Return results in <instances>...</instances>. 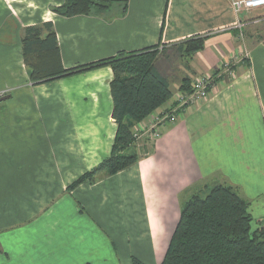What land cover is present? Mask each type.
I'll list each match as a JSON object with an SVG mask.
<instances>
[{"label":"crops","instance_id":"crops-1","mask_svg":"<svg viewBox=\"0 0 264 264\" xmlns=\"http://www.w3.org/2000/svg\"><path fill=\"white\" fill-rule=\"evenodd\" d=\"M232 1L128 0L124 14L112 4L61 17L56 0H0V264H160L202 186L233 188L264 220V40L235 35L245 13ZM45 22L64 69L158 46L154 68L172 98L136 126L169 115L185 78H210L209 97L165 122L136 164L69 188L110 154L112 71L28 83L19 39ZM194 37H206L203 49L179 57L177 45Z\"/></svg>","mask_w":264,"mask_h":264},{"label":"trees","instance_id":"trees-1","mask_svg":"<svg viewBox=\"0 0 264 264\" xmlns=\"http://www.w3.org/2000/svg\"><path fill=\"white\" fill-rule=\"evenodd\" d=\"M60 6L52 12L61 17L89 16L128 0H56ZM108 4L107 8L99 6ZM235 35L238 34L234 30ZM206 37H194L179 43L178 56L190 59L204 47ZM21 52L29 68L32 84L108 67L112 71L111 117L116 132L109 156L98 166L76 179L69 188L114 175L136 164L140 157L125 151L134 143L132 128L146 120L171 98L168 81L155 70L161 53L158 46L136 52L118 53L95 62L64 69L59 59L57 40L50 22L25 27ZM181 93H190L188 79L180 83ZM256 223L257 227L252 228ZM131 264H143L132 259ZM160 264H264V220H254L248 203L228 186L214 185L194 194L180 209L178 223Z\"/></svg>","mask_w":264,"mask_h":264},{"label":"rangeland","instance_id":"rangeland-1","mask_svg":"<svg viewBox=\"0 0 264 264\" xmlns=\"http://www.w3.org/2000/svg\"><path fill=\"white\" fill-rule=\"evenodd\" d=\"M3 2V0H2ZM5 2V1H4ZM5 7H7V3H4ZM60 6V4H59ZM245 16V17H244ZM241 18H243V20L241 19V28H238V35L240 36L241 39H243L245 42L248 41V43H256V42H260L262 40H264V12L263 10H255L249 13H245L241 15ZM22 37V35H21ZM21 37L19 39V43H20V50L19 52H17L20 56V66H21V70L22 72L26 75L27 77V82L28 83H32L31 79L29 78V68L27 67V65L24 63L23 58H22V52H21ZM247 44V43H246ZM15 51H17L15 49ZM160 51V50H159ZM176 51V50H175ZM161 52V51H160ZM179 62V61H178ZM178 65V64H176ZM1 66H5V69H10L13 68L14 69V65L12 66V64H5V65H1ZM4 70V69H3ZM5 88V87H4ZM4 88H1L0 90V98L3 97L4 95H6V93H2V90H4ZM155 121V117L152 120V123H154ZM151 125L147 124L144 126H135L132 128V133L134 135V143L125 151V153H132L135 154L136 156H143V154H145L147 152V150L150 148V144H151ZM17 188L21 190L22 195L24 193V191L22 190V184H18ZM206 188H211V186H202L200 189H198L195 193V195L199 192V191H204V189ZM18 193V191L16 192V194ZM254 220L256 219H260V218H253ZM257 227V224L254 223L252 225V228L255 229Z\"/></svg>","mask_w":264,"mask_h":264},{"label":"built area","instance_id":"built-area-1","mask_svg":"<svg viewBox=\"0 0 264 264\" xmlns=\"http://www.w3.org/2000/svg\"><path fill=\"white\" fill-rule=\"evenodd\" d=\"M232 7L235 12L242 14V13H249L253 10H258L264 8V0H233ZM242 25L238 24L237 29L241 28ZM223 70L227 74H231V68L229 64L223 65ZM212 86V81L210 78H196L193 80L191 84V91L190 93H179L176 98V105L171 110L169 115L155 117L154 123H151V140H156L160 137L161 134V127L164 125L165 122L173 123L175 122V115L181 109L185 107H189L192 105H196L200 102H203L208 99L209 92Z\"/></svg>","mask_w":264,"mask_h":264},{"label":"water","instance_id":"water-1","mask_svg":"<svg viewBox=\"0 0 264 264\" xmlns=\"http://www.w3.org/2000/svg\"><path fill=\"white\" fill-rule=\"evenodd\" d=\"M99 6H102V7H104V8H107V7H108V4L100 3Z\"/></svg>","mask_w":264,"mask_h":264}]
</instances>
